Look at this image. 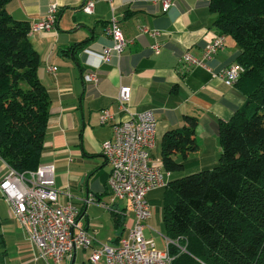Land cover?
<instances>
[{
	"label": "crops",
	"instance_id": "1",
	"mask_svg": "<svg viewBox=\"0 0 264 264\" xmlns=\"http://www.w3.org/2000/svg\"><path fill=\"white\" fill-rule=\"evenodd\" d=\"M85 1L10 0L7 9L15 18L29 20L32 25L47 16L52 4L57 6V20L52 28L30 32L41 55L39 76L52 99L42 164L53 165L56 186L71 192L72 201L81 209V225L99 240L118 243L120 231L114 225V230L106 232V225L100 220L107 209L113 220L112 207L127 211L132 206L127 199L111 202L108 184L111 166L102 151L103 142L113 136L114 121L128 116L118 101L121 85L131 87L132 111L154 109L158 125L155 146L150 150L153 157L160 158L162 137L168 129L182 126L186 115L198 118L199 147L184 159L183 169L165 174L167 180L211 167L222 150L220 121L230 119L244 102L237 85H229L214 75L234 63L238 45L227 36L224 46L209 61L211 69L180 60L187 50L200 55L217 32L214 26L217 14L211 9V0H177L166 11L160 0H95L93 12L83 9ZM113 10L128 42L121 53L112 48L109 59H102L104 49L113 46L107 32ZM143 26L159 28L161 34L155 38L142 31ZM91 33L92 39L76 54L65 51ZM155 40L161 43L159 52L151 47ZM53 65L56 70L50 68ZM103 108H108L114 119L101 123L99 115ZM176 156L181 158L180 153ZM8 169L9 165L0 157V180ZM162 196L161 188L149 191L148 199L154 210H158ZM62 198L66 199L64 194ZM132 210L122 236L133 224ZM5 219V222L18 221L12 216ZM16 236L25 243L18 247L22 257L7 264H52L35 257L36 247L25 229ZM88 249H78L54 263L76 264L78 251L82 250L84 257ZM87 259L86 264H105L103 260L91 262L90 256Z\"/></svg>",
	"mask_w": 264,
	"mask_h": 264
},
{
	"label": "trees",
	"instance_id": "2",
	"mask_svg": "<svg viewBox=\"0 0 264 264\" xmlns=\"http://www.w3.org/2000/svg\"><path fill=\"white\" fill-rule=\"evenodd\" d=\"M8 1L0 0V157L25 171L42 164L52 99L39 76L41 55L30 37L31 22L15 18ZM211 9L217 14V32L238 45L233 62L245 70L235 85L244 102L230 119L220 121L222 150L214 165L171 177L158 187L163 220L174 240L173 264H264V0H211ZM92 37L65 51L76 54ZM185 117L182 126L162 137L160 158L170 173L183 169L184 159L199 147L198 118ZM126 215L112 207L120 230L116 241ZM5 221L0 218V226ZM0 243L6 264L1 228Z\"/></svg>",
	"mask_w": 264,
	"mask_h": 264
},
{
	"label": "built area",
	"instance_id": "3",
	"mask_svg": "<svg viewBox=\"0 0 264 264\" xmlns=\"http://www.w3.org/2000/svg\"><path fill=\"white\" fill-rule=\"evenodd\" d=\"M166 11L177 0H160ZM95 0H86L83 9L93 12ZM57 6L52 4L48 14L31 25V31L49 30L57 20ZM155 38L161 34L159 28L143 26ZM107 32L113 39V46L105 48L100 54L109 59L113 48L121 53L127 44L119 16L113 10ZM226 34L216 32L208 41L203 52L196 55L184 51L180 60L188 65H200L211 69L209 61L224 46ZM151 47L155 52L161 50V43L155 40ZM56 70V66H50ZM244 66L231 63L214 72L227 84L234 85ZM131 87L121 85L118 93L120 106L128 116L113 123V136L103 142L102 151L111 166L108 177L111 202L127 199L134 209V221L128 232L118 243L99 240L80 223V207L72 201L69 190L56 186L55 169L50 164H40L35 169L18 171L9 166L8 172L0 180V189L9 203L10 216L16 218L33 241L36 258L60 262L78 249L92 248L90 260L105 264H173L175 255L170 250L173 239L164 236L166 247L157 246L153 237L146 236L144 227L152 215V205L148 199L149 191L167 184L161 158L153 157L151 149L155 146L158 121L153 108L132 111L129 107ZM99 119L101 123L114 119V114L103 108ZM62 194L66 199L62 198ZM184 249V247H183Z\"/></svg>",
	"mask_w": 264,
	"mask_h": 264
},
{
	"label": "rangeland",
	"instance_id": "4",
	"mask_svg": "<svg viewBox=\"0 0 264 264\" xmlns=\"http://www.w3.org/2000/svg\"><path fill=\"white\" fill-rule=\"evenodd\" d=\"M232 38V37H231ZM162 200V198H161ZM120 203H123L120 201ZM132 206H128L127 208V215L126 222H129V219L132 216L133 210ZM154 212V214H153ZM152 214L154 215L152 219H150L148 222H146V225L144 227V232L146 236L153 237L156 241V244L159 248L163 249L166 247V242L163 241L164 236H167L165 224L163 220L162 215V202L158 207V210H154L152 207ZM10 217V206L6 198L3 196L2 192H0V218H9ZM101 224L105 223V231L108 232V229L114 230V222L111 218V211L107 209L106 215L103 216L100 220ZM1 230L6 233V248L8 250V253L5 255L4 261L5 263H9L10 261H19L22 257L19 253L18 247L21 245H25V243L21 242L19 238H17V232H21L24 229H21V225L16 220H10L8 222L2 223L0 226ZM120 231V230H117ZM120 233V232H119ZM168 237V236H167ZM3 246L0 243V264H3L2 258V251ZM82 250L78 251V258L76 260V264H86L87 258L92 253V248H89L86 251V255L82 256ZM37 264V263H33ZM41 264V263H40ZM45 264H48L47 262ZM52 264H56L52 261Z\"/></svg>",
	"mask_w": 264,
	"mask_h": 264
},
{
	"label": "bare ground",
	"instance_id": "5",
	"mask_svg": "<svg viewBox=\"0 0 264 264\" xmlns=\"http://www.w3.org/2000/svg\"><path fill=\"white\" fill-rule=\"evenodd\" d=\"M226 38H227V36H226ZM226 42V41H225ZM235 85V84H234Z\"/></svg>",
	"mask_w": 264,
	"mask_h": 264
}]
</instances>
